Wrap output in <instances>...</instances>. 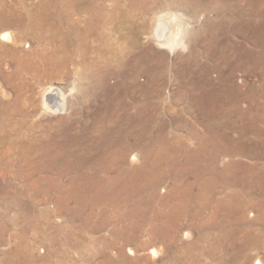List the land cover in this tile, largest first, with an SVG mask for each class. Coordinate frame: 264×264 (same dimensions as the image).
Wrapping results in <instances>:
<instances>
[{"label":"rangeland","instance_id":"obj_1","mask_svg":"<svg viewBox=\"0 0 264 264\" xmlns=\"http://www.w3.org/2000/svg\"><path fill=\"white\" fill-rule=\"evenodd\" d=\"M61 5L0 0V264H264V0ZM120 226L143 232L121 258Z\"/></svg>","mask_w":264,"mask_h":264},{"label":"bare ground","instance_id":"obj_2","mask_svg":"<svg viewBox=\"0 0 264 264\" xmlns=\"http://www.w3.org/2000/svg\"><path fill=\"white\" fill-rule=\"evenodd\" d=\"M55 3V2H54ZM63 4V0H59V5ZM62 6V5H61ZM39 14V13H38ZM46 15V14H45ZM10 16V15H9ZM25 18H27L30 22L32 21H37L39 19L38 15H27ZM15 22H17V24H20V26L23 25L24 23V17H17L14 20ZM34 29H39V25H35L33 26ZM152 36L154 37V39L156 40L155 42H157L159 44V46L163 47V48H167L171 51L176 50L180 45H181V41H182V36H183V24H182V20H180V18H178L175 15H167V16H160L158 18L155 19V24H154V29L152 31ZM0 39L3 41H9L12 39L10 36V33L8 32H3L0 35ZM14 39V38H13ZM13 41V40H12ZM15 41V40H14ZM15 43V42H13ZM59 93V92H58ZM60 95V94H59ZM45 97V96H44ZM61 98V97H60ZM60 98L58 96V94L54 91V90H49L46 93V101L45 102V106L47 110H53L55 109L58 105L59 107H61V103H60ZM63 98V97H62ZM57 99V100H56ZM57 109V108H56ZM243 115V114H242ZM264 116V108H263V115ZM262 119H264V117H261ZM260 118V119H261ZM256 131V130H255ZM13 134V133H12ZM8 136V135H7ZM12 141V140H11ZM162 147V146H161ZM253 146H250V148H252ZM29 148V147H28ZM32 148V147H31ZM164 148V147H163ZM162 148V149H163ZM164 150V149H163ZM170 151H165L167 154V157H164V161L166 163H172V162H182V161H177L174 160L173 158V153L176 154V150L174 149H169ZM264 150V149H263ZM253 152V151H252ZM124 153V152H123ZM121 153V154H123ZM181 153V152H180ZM183 153V152H182ZM206 153V152H205ZM125 155V154H124ZM122 156V159H125V156ZM158 155V154H157ZM186 159L183 162H193V163H198V159L199 157L202 158V160H206L209 157V160H216V154L213 153V150H211L210 152H208V154L203 155V149H196L194 153L191 154H187ZM120 156V157H121ZM179 156V155H178ZM119 157V158H120ZM182 157V156H181ZM161 158V157H160ZM121 159V158H120ZM178 159V158H177ZM26 160V159H25ZM155 160H158L157 157L155 156ZM264 160V159H263ZM132 163H135L138 160V157L136 155H133L131 158ZM163 161V160H162ZM200 163V162H199ZM120 164V163H119ZM117 165V164H116ZM134 170V169H133ZM132 170V171H133ZM135 172V171H134ZM263 173V172H262ZM119 176H116L115 178H111V182H116L119 178ZM36 179V178H35ZM154 181V180H153ZM264 181V180H263ZM158 182V181H157ZM232 198V197H231ZM263 208V207H262ZM131 221V220H130ZM159 222V220H157ZM160 223V222H159ZM155 225V224H154ZM153 225V226H154ZM159 226L156 225L155 227H152L149 231L150 234L154 237V238H160V239H166L167 237V230L163 229L161 227H157ZM84 231V230H82ZM70 232V231H69ZM80 232V231H79ZM139 231L132 228H122L120 227H114L113 229V233L115 235V238L113 239L112 243L108 242L107 240H105L104 238H101L100 241H102V243L105 245L106 248H110V249H115L117 251V253L120 255V258L124 256V246L125 244H132L134 243L135 240H137L141 235H142V231ZM68 233V232H67ZM190 233V232H187ZM186 233V235H187ZM170 234V233H169ZM264 234V233H263ZM190 235V234H189ZM83 236V235H82ZM191 236V235H190ZM263 237V236H262ZM261 237V238H262ZM58 238V237H57ZM66 238V237H65ZM63 239V238H62ZM118 239H121V242L119 243ZM252 239V238H251ZM55 240V239H54ZM261 240V239H260ZM81 241V239H80ZM254 243H259V241L257 240H252ZM251 241V242H252ZM74 242V241H73ZM76 242V241H75ZM84 243V242H83ZM70 244V243H69ZM75 244V243H74ZM262 244H264V241L262 242ZM77 246V244H75ZM79 245V244H78ZM260 245V244H259ZM70 247V246H69ZM75 247V246H74ZM78 248V247H75ZM150 250V255L151 258L155 259L157 257H159L160 254H162V247L160 246L159 248L157 247H153ZM126 252L130 255V256H134L137 254L138 249H134L132 247H128ZM170 257V256H169ZM131 260V259H130ZM136 261V259H135ZM171 261V260H170ZM126 262V260L124 261ZM132 262V261H131ZM138 262V261H136ZM134 264V263H132ZM257 264H260L257 263Z\"/></svg>","mask_w":264,"mask_h":264}]
</instances>
